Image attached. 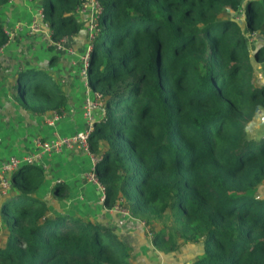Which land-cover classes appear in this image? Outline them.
Returning a JSON list of instances; mask_svg holds the SVG:
<instances>
[{
  "label": "trees",
  "instance_id": "16d2710c",
  "mask_svg": "<svg viewBox=\"0 0 264 264\" xmlns=\"http://www.w3.org/2000/svg\"><path fill=\"white\" fill-rule=\"evenodd\" d=\"M96 1L86 84L102 95L104 115L88 146L103 204L145 224L170 221L150 238L164 253L201 241L202 253L186 264H264V197L255 195L264 180V124L256 139L245 130L264 111V84L252 81V62H264V0ZM84 2L41 0L52 42L79 31L74 12ZM248 35L263 42L250 47ZM13 89L23 109L64 108L43 69H18ZM39 174L31 163L10 174L17 192L0 204V264H131L111 227L48 214L31 194Z\"/></svg>",
  "mask_w": 264,
  "mask_h": 264
},
{
  "label": "crops",
  "instance_id": "0c3cea01",
  "mask_svg": "<svg viewBox=\"0 0 264 264\" xmlns=\"http://www.w3.org/2000/svg\"><path fill=\"white\" fill-rule=\"evenodd\" d=\"M40 2L41 0H10L0 7L2 12L0 20L5 23L3 25L4 32L7 34V29H13L16 32L15 25L22 22L24 26L20 31L16 32L19 37L16 38V42L25 38L29 39L22 44L16 43L15 40L10 41L7 39V42L2 47L6 51H13V56H17L22 51L27 53L30 50V40L35 41L37 48L33 50L34 56L32 57L37 59L38 62L45 60L44 64L46 66L43 67L41 65L40 68L36 69L45 70L58 83L65 97L64 108L58 113L48 110L39 114L23 109V107L13 101L1 100V106L6 104L13 108L9 113L10 115L8 117L5 116L6 120L3 119V123L0 122V162L10 157L19 160L24 157L29 158L31 154L35 162L32 159L33 161L30 160L29 163L37 166L40 171L37 181L38 186L31 194L46 203L48 214L63 213L103 224L101 220L97 219L98 215L101 216L102 214L99 208L101 206L99 199L101 193L96 183L91 182L87 178V173L92 166L89 155L80 147L72 149L61 148L57 151L51 150L44 154H39L37 152L39 149L34 145L35 138L39 137L42 141L49 142L85 128L86 124L81 112L83 99L88 95L87 89L89 87L86 86L83 76H80V56L78 54L83 53L87 25L90 19L94 17L91 1L85 0L83 7L74 12V16L80 24L79 31L74 35L63 38L56 45L52 44L54 49L44 47L47 42L44 35L47 32H41L39 29L42 31L43 29L48 30L47 26L45 28L42 25L45 22H38V30L30 31L28 28L32 14L40 8ZM26 33L34 35L27 36ZM48 50L50 51L48 52ZM29 67H32V65L25 64L12 69V83L18 69ZM3 81L4 76L0 79V84ZM5 93V88L0 85V95L4 96ZM98 115L99 110L93 108V116L98 118ZM55 186H59L60 189L55 191ZM9 189L5 194H0L3 196L1 203L5 197L17 192L15 187L12 190L11 187ZM60 192H62L61 196H63L61 199L57 196ZM52 194L55 195L53 196ZM102 218L107 222L113 221L117 216L115 215V218L112 219L109 215L108 217L103 215ZM116 234L120 236V234ZM120 239L129 247L128 252L131 264H186L202 253L201 241L181 244L176 250L167 253L155 249L149 243L150 245L148 244L149 246H146V248L152 253L144 257L140 249L141 244L145 241L138 232H135L129 240ZM184 249L190 252L186 259L182 252ZM170 253H173V255H170Z\"/></svg>",
  "mask_w": 264,
  "mask_h": 264
},
{
  "label": "rangeland",
  "instance_id": "374dc122",
  "mask_svg": "<svg viewBox=\"0 0 264 264\" xmlns=\"http://www.w3.org/2000/svg\"><path fill=\"white\" fill-rule=\"evenodd\" d=\"M38 12H41V7L38 9V11L36 10V12H34L32 15L38 17L37 16ZM33 16L30 18L29 23H31V21L34 19ZM234 16H235V20L239 23V26L241 28H243L242 11L241 10L237 11L236 13H234ZM42 25L45 28L47 26V24H44V23H42ZM15 26H16L15 30L17 32V31H20L21 28H23L24 23H22V22L21 23H17ZM7 30H8V32H7L8 40H10V41H14L15 40V42H16V38H19L18 34H16V32H14L13 29H11V30L7 29ZM7 30H5V31H7ZM39 30L41 32H47L44 35V38L47 39V42L46 43L44 42L45 43L44 47H48L49 48V46H51V48L54 49V46L52 44L56 45V43L52 42V40L49 38V33H50L49 29L47 31H46V29H43V31L41 29H39ZM90 34H91V32L89 31L88 25H87L86 35H85V39H84L85 40V47H84L83 53L78 54L80 56L79 60H81V57H83V55L85 53H87V51H88V48L90 46L89 45L90 44L89 40L92 39L90 37ZM26 35L27 36H31V35H34V34L26 33ZM28 40H29L28 38H25V39H22L21 41L16 42V43H21L22 44V43L27 42ZM60 41H62V39ZM247 42H248L250 47L251 46H255V45H258V44L263 42V37L262 38H258V37L254 38V37H251L250 35H248L247 36ZM35 44H36V42L32 41V39H31L30 42H29L30 50H28L27 53L22 51V52L18 53L17 56H15V55L13 56V53H12L13 51L10 52L9 50H7V51L4 50L3 47L0 48V79H2V76H4V81L0 85L5 88V92H6L5 95H7V96H5V95L3 96L1 94L0 95V101L1 100L2 101L3 100L4 101L5 100H9V101H13L14 103H18V101L15 98L16 97V92L12 88V84H13L12 83V75H11V70L12 69L18 68L19 66H24L25 64H30L34 68H40L41 65L43 67H46L45 64H44L45 60L38 62L37 59L32 57V56H34L33 50H35L37 48V46ZM49 51L50 50H48V52ZM79 65H81V63ZM252 65H253V69H254L253 75H252L253 83L255 85L264 84V62H262V63H254V62H252ZM80 76H82L81 73H80ZM11 94H12V96H10ZM1 105H2V103L0 104V106ZM4 106L0 107V122H2V123H3L2 120L3 119L6 120L5 118L10 115L9 113H10V111L13 108L12 106H9V105H6V104ZM4 109H7V110H4ZM262 124H264V111H263V109L259 108V109H257V112L255 113L253 118L245 126L247 138H254V139L258 138L261 135V131H260L259 127ZM40 141H42L41 138H40ZM37 152L39 154L46 153V152H39V151H37ZM29 156L32 157L31 154ZM31 157H29V159L30 160L33 159L34 161L33 160L32 161L35 162L34 157H32V158ZM10 187H11V190H12L14 188V185L11 184ZM61 194H62V192H60L57 195L60 199L63 198V196H61ZM255 195L259 196V197H264V180L261 183V185H259L256 188ZM100 197H101V195H100ZM2 199H3V196L0 195V204H1ZM100 204H101V206L99 208L101 210L100 213H102V214H101V216L98 215L97 219L101 220L103 222V224H105L107 226H109V224H110L111 225L110 227L113 230V232H116V233L120 234V236H119L120 238H124V240H129L130 237L133 236L135 232H138L141 236H143L145 242H143L141 244L140 251L142 252V256H144V257H147L149 255V253H152V252H149V250H148V248H146V246H149L150 244L152 245V243L150 241V238H151L153 232L158 231L159 229L161 230V228H164V229H162L164 231L169 229V228H166L167 226L170 225V221H168V220L155 219V220H152L151 222H149V224H145L144 222H142V220L138 221L135 218H131L130 215L128 214L127 210H125L124 208L120 207L115 202L113 203V205L111 204V206H109V207L105 206L103 204L102 200H100ZM119 210H123V211L125 210L127 212L126 215L124 216L125 220H123L121 223L118 222V221H119V217H123V215L118 213ZM103 215L106 216V217H108V215H109V216L112 217V219H114L115 215H116L117 218H115L113 221H107L106 222L105 219L102 218ZM5 235H6V233H5V230H4L3 221L0 218V246H3V244H4ZM182 252H183V256H184L185 259L190 254V252H187L186 249H184ZM175 254L177 255L176 252H175ZM170 255H173V253H170Z\"/></svg>",
  "mask_w": 264,
  "mask_h": 264
},
{
  "label": "built area",
  "instance_id": "2783aa9c",
  "mask_svg": "<svg viewBox=\"0 0 264 264\" xmlns=\"http://www.w3.org/2000/svg\"><path fill=\"white\" fill-rule=\"evenodd\" d=\"M91 6L94 12V17L90 19L88 22V29L91 32L90 37L93 38L95 35L96 27H95V18L98 13V3L96 0H90ZM38 17L33 16L34 19L29 24L28 28L31 31L38 30V22L42 21V13L38 12ZM46 24V23H44ZM90 41V40H89ZM57 44V43H56ZM58 46V45H57ZM90 48V46H89ZM88 48V50H89ZM71 53V52H70ZM87 53L81 57L80 60V73L85 79L86 84V62H87ZM87 86V84H86ZM88 95L84 97L83 104H82V116L85 121V128L83 130H79L74 132L71 135L61 136L58 137L56 140L53 141H40L39 138H35L34 145L39 149V152H49L51 150L57 151L61 148L72 149L74 147H80L86 154L90 157V162L92 164L90 170L87 173V178L91 181L96 183L99 192L101 193L100 200L103 199V187L97 182L94 174H93V165L96 161V156L89 150L88 146V135L93 130L94 122L102 120L104 115V108H103V97L98 91H92L87 89ZM93 108H97L99 110V117L95 118L93 116ZM30 159L28 157H24L21 160L16 158H8L4 161L0 162V193L5 194L10 188V174L13 170L17 169L20 163H29ZM118 213L122 214L123 217H119L118 222H122L125 220L124 216L126 215V211L119 210Z\"/></svg>",
  "mask_w": 264,
  "mask_h": 264
},
{
  "label": "clouds",
  "instance_id": "9594fccd",
  "mask_svg": "<svg viewBox=\"0 0 264 264\" xmlns=\"http://www.w3.org/2000/svg\"><path fill=\"white\" fill-rule=\"evenodd\" d=\"M24 164H29V163H24ZM23 165V164H22ZM21 166V165H20ZM10 185H11V182H10Z\"/></svg>",
  "mask_w": 264,
  "mask_h": 264
},
{
  "label": "water",
  "instance_id": "95a60500",
  "mask_svg": "<svg viewBox=\"0 0 264 264\" xmlns=\"http://www.w3.org/2000/svg\"><path fill=\"white\" fill-rule=\"evenodd\" d=\"M257 112V111H256ZM22 164H24V163H20L19 165H22Z\"/></svg>",
  "mask_w": 264,
  "mask_h": 264
}]
</instances>
